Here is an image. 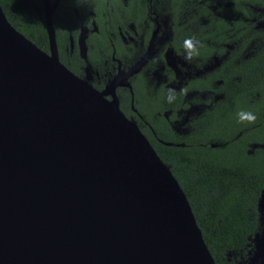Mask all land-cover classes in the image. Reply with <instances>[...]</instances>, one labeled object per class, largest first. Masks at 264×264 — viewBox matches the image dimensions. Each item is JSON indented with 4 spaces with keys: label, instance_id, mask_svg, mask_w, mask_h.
I'll return each mask as SVG.
<instances>
[{
    "label": "water",
    "instance_id": "1",
    "mask_svg": "<svg viewBox=\"0 0 264 264\" xmlns=\"http://www.w3.org/2000/svg\"><path fill=\"white\" fill-rule=\"evenodd\" d=\"M57 4L44 7L49 52L0 6V264H215L177 179L119 107L156 31L100 91L59 60Z\"/></svg>",
    "mask_w": 264,
    "mask_h": 264
},
{
    "label": "trees",
    "instance_id": "2",
    "mask_svg": "<svg viewBox=\"0 0 264 264\" xmlns=\"http://www.w3.org/2000/svg\"><path fill=\"white\" fill-rule=\"evenodd\" d=\"M156 1L158 17L162 24L167 20L169 28L162 29L160 33L166 35L155 42V64L147 63L133 86V105L141 116L131 110L129 94L121 88L117 89L119 107L125 115L135 116L177 179L215 264H238L257 231L253 212L264 188V0ZM0 6L17 31L48 51L43 0H0ZM92 8L99 14V0H92ZM64 40L57 31L59 47ZM186 41H191V49ZM99 42L107 51V39L99 36L93 41L95 46ZM166 47L190 54L198 68L210 64L214 56L221 61L213 70L184 80L180 90L168 89L166 84L175 75L163 62ZM249 48L253 52L247 56ZM116 50L125 61L124 50L119 46ZM60 60L79 74L77 54L61 53ZM147 69L152 74L150 85L144 74ZM204 91L221 92L222 98L189 120L188 133L176 132L173 121L181 118L178 111L210 103L209 98H201ZM241 112H253L256 121H241Z\"/></svg>",
    "mask_w": 264,
    "mask_h": 264
},
{
    "label": "flooded vegetation",
    "instance_id": "3",
    "mask_svg": "<svg viewBox=\"0 0 264 264\" xmlns=\"http://www.w3.org/2000/svg\"><path fill=\"white\" fill-rule=\"evenodd\" d=\"M46 2L49 5H52L55 0H43V11ZM156 3V0H145V2L140 5L135 0H99L100 11L99 14H97L92 8V0H58V4L52 14L53 24V15L57 12V27L55 28L54 25L53 27L55 31V40L59 60L61 53L66 55L77 54L81 63L77 67V69H79V74H75L73 71L72 72L78 77L89 82L94 88L100 91L103 90L106 84L116 77L119 72L127 71L147 53L151 43V38L156 31L151 55L141 69L137 73L130 75L127 79L131 88L129 86H118L116 88L117 97L118 88L123 89L129 94L130 108L138 117L141 115L137 112L133 105V86L135 84L136 77L142 72L147 63H152L153 65L155 64V42L158 36L162 37L163 35H166L164 31L162 34L160 33L162 29L164 30L169 28L167 20H165L163 24L161 23V20L156 12ZM62 15L65 16L63 17ZM60 16L64 19L60 20ZM56 30L59 33L60 39L65 38L60 47L57 43ZM66 30L67 32L64 35ZM99 36L100 38L107 39V51L106 46H102L100 42L97 46H95L97 43H93V41ZM117 46H119L120 50H124L123 57L125 61L120 57H117ZM45 52H49V47L48 51ZM90 54L91 57L89 56ZM162 57L166 66L174 71V81L166 84L168 89L173 90H180L182 82L187 78L201 76L204 73L213 70L220 64H213V61L216 58V56H214L210 64H207L202 68H198L196 63L193 61L194 59L190 57V54H177L171 47L165 48L162 52ZM91 58L98 61L93 62ZM151 68H153V66ZM177 71L179 72L176 73ZM144 74H147L148 84H152V74L149 69H147ZM218 83H220V81H218ZM175 84L178 88H172ZM100 86L101 88L98 89ZM107 97L110 98V95H107ZM201 98H209L211 101L210 103L201 102L192 104L187 110H180L177 112V115L181 118L173 121V128L176 132L181 134L189 132L190 128L187 124L190 119L194 118H188L192 107H202V111L194 115L196 117L202 114L210 107V105L219 101L222 98V93L204 91L201 93ZM168 114L169 113H165V116ZM126 116L135 121V116L133 114ZM182 118H185L182 123L183 128L185 130L188 129V131L180 132L178 129L176 130L175 124L181 121ZM263 190L261 191V195L259 197L261 200H264V195L262 194ZM261 210L264 211L263 206L261 207Z\"/></svg>",
    "mask_w": 264,
    "mask_h": 264
},
{
    "label": "rangeland",
    "instance_id": "4",
    "mask_svg": "<svg viewBox=\"0 0 264 264\" xmlns=\"http://www.w3.org/2000/svg\"><path fill=\"white\" fill-rule=\"evenodd\" d=\"M261 25L262 23L259 24V26ZM249 49L250 50L247 51V56H249L253 52V48H249ZM220 61H221L220 58L216 57L213 61V64L217 65L220 63ZM178 72L179 71H177L176 73ZM172 88H178V86H176L175 84V86H173ZM195 107H192L191 111L189 112L188 118L195 117L194 115L202 111V107L199 106H197V108ZM183 119L185 118H182L181 121L175 124L176 130L178 129V131L180 132L188 131V129L185 130L183 128L182 125L184 121ZM262 206L264 207V200L259 199L257 203V208L253 212V214H255L257 218L258 228L250 239V249L248 250L247 256L243 258L241 257L238 264H264V211L261 210Z\"/></svg>",
    "mask_w": 264,
    "mask_h": 264
},
{
    "label": "clouds",
    "instance_id": "5",
    "mask_svg": "<svg viewBox=\"0 0 264 264\" xmlns=\"http://www.w3.org/2000/svg\"><path fill=\"white\" fill-rule=\"evenodd\" d=\"M185 46L189 49L192 48L191 41H186ZM239 118L241 121H248L249 123H253L256 121L257 116L253 112H241L239 113Z\"/></svg>",
    "mask_w": 264,
    "mask_h": 264
}]
</instances>
